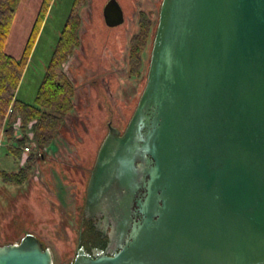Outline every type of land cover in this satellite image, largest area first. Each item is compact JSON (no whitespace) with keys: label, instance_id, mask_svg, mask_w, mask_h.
<instances>
[{"label":"water","instance_id":"1","mask_svg":"<svg viewBox=\"0 0 264 264\" xmlns=\"http://www.w3.org/2000/svg\"><path fill=\"white\" fill-rule=\"evenodd\" d=\"M107 130L81 218L106 246L70 264H264V0H162L134 112ZM0 264L54 263L26 234Z\"/></svg>","mask_w":264,"mask_h":264},{"label":"rangeland","instance_id":"2","mask_svg":"<svg viewBox=\"0 0 264 264\" xmlns=\"http://www.w3.org/2000/svg\"><path fill=\"white\" fill-rule=\"evenodd\" d=\"M72 2L73 0H53L19 88L16 91L15 98L17 100L32 103ZM154 3L155 0H132L130 7L127 8L128 25L135 26L140 12H148L150 7L154 14L151 19L155 23V17L159 12L152 7ZM40 4L41 0H22L17 10L5 46V52L15 59L21 57ZM93 7L94 0H84V4L79 11L80 43L63 66L75 86L73 110L64 119L65 128L69 137L73 139V145L58 136L54 148L47 150L49 159L62 164L77 162V153L87 146L86 143H89L91 138H93L92 142L94 141L93 136L98 130L99 122L104 119L103 117L109 118V121L113 123L112 125L120 133H123L122 121L134 104L131 105L130 99L137 100L142 89V86L138 87L139 91L135 94L138 81L136 78H127L125 73L119 77L118 87H109V85L105 87L94 86L93 82L96 76L92 68L95 67L97 62L94 49L95 41L87 34V30L90 26H93V20L98 18L92 12ZM87 27L88 29H86ZM82 46L86 48L84 53L87 57L86 62H89L92 68L86 66V63H77L79 54L83 52ZM104 103H106V106L108 103V107H105ZM32 123L29 125L31 126ZM38 193L41 198L38 197ZM82 199L85 201V195L82 196L81 194ZM22 205H27L30 210L26 209L16 222L21 234H33L37 238L39 237L38 239L51 249L54 264L66 263L64 261L69 253L68 251L75 248L77 232L75 224L76 198L72 187L62 185L54 171H51L50 179L45 181L37 165L30 176V181L24 186L6 188L1 187L0 184V245H4V220H7ZM88 239L91 240L92 238ZM91 242L98 243L99 241L92 240Z\"/></svg>","mask_w":264,"mask_h":264},{"label":"trees","instance_id":"3","mask_svg":"<svg viewBox=\"0 0 264 264\" xmlns=\"http://www.w3.org/2000/svg\"><path fill=\"white\" fill-rule=\"evenodd\" d=\"M161 1L159 0L158 3V12ZM21 2L22 0H0V184L1 187L6 188L24 186L30 181V176L36 165L45 181L50 179L51 171L56 172L62 185L72 187L74 190L76 198L75 224L77 227L75 241L81 224V237L83 239L92 238V226H87V223L81 219L84 204V199L81 200V194L82 196L85 195L84 177L88 175V170L94 164L98 147L108 132L106 125L110 119L103 117L104 119L99 122L98 130L93 136L94 141L92 142L93 138H91L89 143H86L87 146L77 153V162L62 164L47 157V150L54 148L58 136L73 145V139L69 137L65 128L64 119L73 110L75 86L63 71L62 65L67 62L79 43V11L84 0H73L32 103L17 100L15 94L53 0H41L21 57L15 59L5 52V46ZM150 16V13L143 11L138 16L140 31L133 37L131 45L132 49L138 46L139 52H130L128 59L129 73L132 76L137 75L140 71L139 68L143 63L142 53L146 49H148L147 58L150 57L149 51L156 32L158 13L154 24H152ZM145 83L146 75L143 78L142 89L138 96H140ZM138 98L122 121L123 129L126 128L134 112ZM104 105L108 107V103L107 106L106 103ZM18 119L20 120L18 130H14L13 125ZM30 123L32 124L29 127ZM29 133H32L35 151L29 154L25 162L20 165L21 148L28 140ZM36 152L40 154L37 155ZM39 193L37 195L41 198ZM26 209L30 210L27 205H22L10 217L7 216V220H4L3 244L20 240L26 235L21 234L20 228L16 224ZM85 234L86 236H84ZM41 242L47 247L43 241ZM68 252L64 262L70 264L75 255L74 248Z\"/></svg>","mask_w":264,"mask_h":264},{"label":"flooded vegetation","instance_id":"4","mask_svg":"<svg viewBox=\"0 0 264 264\" xmlns=\"http://www.w3.org/2000/svg\"><path fill=\"white\" fill-rule=\"evenodd\" d=\"M109 1L110 0H94V7L92 8V12L96 16H98L99 19L96 18V20H93V26H90L89 29L88 27L86 28L88 29L87 34L92 38V40L95 41L94 49L97 58L95 67L92 68L90 63L86 62L87 57L84 54L86 52V48L84 46H82L83 52L79 54L77 63L78 64L86 63V66L92 68V71L96 76V79L94 80L93 84L96 87H98L99 85L104 87L107 85H109V87H118L119 77L123 76L124 73L127 75V78L128 77L130 79L136 78L138 81L135 87V91H136L135 94H136L139 91L138 87H141L143 84L144 76L145 75L147 76L149 60H150L149 58V60L147 61L148 49H146L145 52L142 53L143 63L139 68L140 71L138 72L137 75L132 76L129 73L128 59L130 56V52L132 51L135 53L139 52V47L135 46V48L132 49L131 43L133 42V37L136 34H138V32L140 31V26L138 22L135 25L136 27L131 25L129 26L127 22V13H128L127 8L130 7L132 0H115L116 3L118 4L120 11L119 23H114L115 21H112V19L108 17V15H113V14L117 15V12L114 8L106 9V6L109 3ZM158 3L159 0H155V3L152 6L156 9V11L158 9ZM148 13H150L151 15L150 17L154 15L151 7L149 8ZM152 24L154 23L152 22ZM79 43L77 44L75 49L79 46ZM149 53H151V49ZM64 64L62 65V68ZM63 71L65 72L64 68ZM130 100L132 105L135 100L133 101V98H131ZM92 168L93 166L88 170V175L84 177L85 197H86V187ZM83 221L84 223H87V226L88 225L92 226V239L91 240L87 238L83 239L82 237H80L79 239V236L77 234L74 251L76 252V250L79 247H83L89 254H91L92 249L103 250L106 246V238H101L100 233L95 231L93 224L96 223V220L84 219ZM92 240H95V242L97 241L99 242L93 243L91 242Z\"/></svg>","mask_w":264,"mask_h":264},{"label":"built area","instance_id":"5","mask_svg":"<svg viewBox=\"0 0 264 264\" xmlns=\"http://www.w3.org/2000/svg\"><path fill=\"white\" fill-rule=\"evenodd\" d=\"M19 124H20V120L18 119L16 123L13 125V129L18 130ZM21 149H22V157H21L20 165H22L25 162L29 154L35 151V143L33 142V139H32V133L28 134V140L24 143ZM36 153L37 155L40 154L39 152H36Z\"/></svg>","mask_w":264,"mask_h":264}]
</instances>
